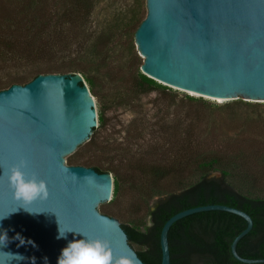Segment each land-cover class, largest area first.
<instances>
[{"label":"water","instance_id":"water-1","mask_svg":"<svg viewBox=\"0 0 264 264\" xmlns=\"http://www.w3.org/2000/svg\"><path fill=\"white\" fill-rule=\"evenodd\" d=\"M146 8L134 38L144 58L142 74L201 96L264 102V0H146ZM98 124L95 98L80 73L42 74L0 91V234L8 237L0 245V264H57L69 242L85 238L76 232L107 240L115 256L134 253L145 264L118 221L99 212L100 203L113 199L112 175L69 166ZM21 159L27 161L23 171L28 176L36 173L46 181V200L23 205L13 198L7 172ZM213 211L247 223L232 242L233 257L243 264H264V258H244L237 251L253 229L252 217L222 204L172 216L160 235L161 264H171L172 226ZM60 228L65 237L58 238ZM3 252L24 259L10 262Z\"/></svg>","mask_w":264,"mask_h":264},{"label":"rangeland","instance_id":"rangeland-1","mask_svg":"<svg viewBox=\"0 0 264 264\" xmlns=\"http://www.w3.org/2000/svg\"><path fill=\"white\" fill-rule=\"evenodd\" d=\"M20 3L0 0V38L17 44L15 50L22 56L32 50L36 57L27 64L13 58V53L4 55L0 48V85L47 69L86 70L93 65L92 51L109 68L99 90L104 101L92 93L98 116L101 108L105 111V125L98 124L69 165L91 164L119 173L121 191L116 199L100 203V213L113 217L120 225L142 230L151 226L149 209L176 190V182L170 178L154 183L136 170L152 164H171L173 168L209 156L228 162L230 184L244 194L264 199L263 101L247 96L219 101L162 84L166 89L134 94L133 82L144 58L133 37L137 24H126L135 9H139L140 20L146 17V0H97L92 13L73 24L62 27L55 16L51 22L43 17L42 22L48 24L42 26L38 39L22 35L10 39L4 20L18 15ZM55 5V0L43 3L48 9ZM42 51L45 55L40 56ZM119 98L125 103L121 104ZM191 174V180L196 181L202 173ZM110 175L114 179L115 175ZM210 177L219 178L220 173L213 172Z\"/></svg>","mask_w":264,"mask_h":264},{"label":"trees","instance_id":"trees-1","mask_svg":"<svg viewBox=\"0 0 264 264\" xmlns=\"http://www.w3.org/2000/svg\"><path fill=\"white\" fill-rule=\"evenodd\" d=\"M44 1L21 0L18 5L20 6L18 15L4 20L6 22V33H10V39L14 35L29 36V39L36 36L35 39H38L39 35L43 33L42 26L46 27L48 24L42 22L45 17H48L51 22L55 16L62 27L73 24L75 21L89 16L97 0H55L56 5L52 9L44 7ZM139 13V9L133 10L126 24L127 26L132 24L133 27L137 24L135 33L145 19L140 20ZM135 33L133 34L134 38ZM16 45L13 44V41L0 38V48L3 50L4 55L13 53L11 56L16 60L25 61L27 64L32 63L36 57V52L30 50L27 55L22 56L15 50ZM42 55H45V52L42 51L40 56ZM90 57H94L93 65L86 70L78 68L69 71L64 68H53L52 70L32 72L16 78L8 84L0 85V91L8 89L15 84L25 85L42 74L65 75L67 73H80L83 75L91 92L103 102L104 99L100 96L99 90H101L102 79L108 73L106 70L108 67L100 62L101 58L95 51L90 52ZM109 83L112 86L115 85L110 81ZM159 88L166 89L165 86L148 78L139 69L137 70L133 82L135 95H144ZM120 99L119 102L121 104L125 103L124 100ZM104 115L105 111L101 108L99 110L100 126L105 125L106 119ZM188 165L191 166L187 167ZM226 165H228V162L222 160L221 157L209 156L194 159L191 164L187 162L185 164L180 163L173 168L171 164L169 166L152 164L148 168L142 167L136 170L140 175L152 178L154 183L172 178L175 180L177 187L176 190L161 197L155 206L149 209L148 216L151 219V226H145L142 230L139 227L127 224L121 225L128 235L130 246L133 249L134 246L142 248L141 250H134L145 264H161L160 235L164 224L172 216L187 209L212 204L238 208L252 217L254 222L253 229L239 242L237 251L244 258H264V199L244 194L236 186L230 184L228 177L231 176V172ZM72 166H85L93 168L99 173L114 174L113 200L118 197L122 188V180L118 172L110 168L103 169L91 164L83 165L78 163ZM193 171L202 173L196 181L191 180ZM187 172L189 175L186 174ZM213 172H219L220 177H210ZM246 227L247 223L244 219L226 212H203L186 217L176 222L169 232L171 264H243L233 257L231 245L235 237Z\"/></svg>","mask_w":264,"mask_h":264},{"label":"clouds","instance_id":"clouds-1","mask_svg":"<svg viewBox=\"0 0 264 264\" xmlns=\"http://www.w3.org/2000/svg\"><path fill=\"white\" fill-rule=\"evenodd\" d=\"M27 166V161L21 159L19 163L13 165L7 172V180L13 189V198L22 202L23 205H29L36 200H46L49 196L46 181L39 179L36 173L28 176L23 171ZM88 177L94 179V176L90 175ZM2 218L4 217H0V219ZM65 233L66 231H62L60 228L58 238L65 237ZM76 233L83 235L85 238L74 239L69 242L67 247L62 249L57 264H140L134 253L132 256L122 255L117 257L113 254L107 240L90 238L84 233ZM7 241V233L0 234V245H6ZM5 254L11 258L10 262L24 259L18 253L7 252Z\"/></svg>","mask_w":264,"mask_h":264},{"label":"bare ground","instance_id":"bare-ground-1","mask_svg":"<svg viewBox=\"0 0 264 264\" xmlns=\"http://www.w3.org/2000/svg\"><path fill=\"white\" fill-rule=\"evenodd\" d=\"M191 94H193L194 92H190ZM195 94V93H194ZM196 95V94H195ZM198 95V94H197ZM205 97H207V96H205ZM208 98H210V99H218L219 101H221V100H223V99H220V98H211V97H208Z\"/></svg>","mask_w":264,"mask_h":264}]
</instances>
